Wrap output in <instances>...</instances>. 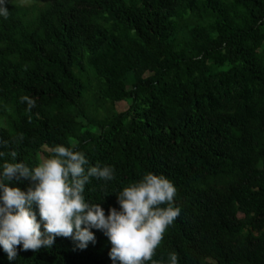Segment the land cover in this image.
I'll list each match as a JSON object with an SVG mask.
<instances>
[{
  "label": "trees",
  "instance_id": "16d2710c",
  "mask_svg": "<svg viewBox=\"0 0 264 264\" xmlns=\"http://www.w3.org/2000/svg\"><path fill=\"white\" fill-rule=\"evenodd\" d=\"M5 6L0 163L32 167L64 145L89 166L111 165L113 180L90 178L84 191L105 215L119 207L112 192L164 175L181 211L153 260L175 252L178 264H264V0ZM92 231L84 249L56 237L11 262L0 250V264H112L107 237Z\"/></svg>",
  "mask_w": 264,
  "mask_h": 264
},
{
  "label": "clouds",
  "instance_id": "9594fccd",
  "mask_svg": "<svg viewBox=\"0 0 264 264\" xmlns=\"http://www.w3.org/2000/svg\"><path fill=\"white\" fill-rule=\"evenodd\" d=\"M9 0H0V18L6 20ZM26 111L35 101L22 96ZM51 155L29 167L23 162L0 163V250L8 261L17 252L52 247L56 237L71 238L79 249L95 243L92 229L100 230L111 247L112 264H159L153 260L164 233L180 215L175 204L177 189L164 175L144 173L139 180L115 193L118 209L85 199L90 178L114 179L111 165L89 166L82 151L56 145ZM16 159L15 151L10 153ZM4 156L0 152V158ZM27 181V187L18 185ZM104 198V197H103ZM103 201V199H102ZM19 245V249L17 246ZM167 264H178L170 252Z\"/></svg>",
  "mask_w": 264,
  "mask_h": 264
},
{
  "label": "rangeland",
  "instance_id": "374dc122",
  "mask_svg": "<svg viewBox=\"0 0 264 264\" xmlns=\"http://www.w3.org/2000/svg\"><path fill=\"white\" fill-rule=\"evenodd\" d=\"M29 0H26V2H28ZM127 104L124 102L119 103V108H126ZM42 159V158H41ZM42 161V160H41Z\"/></svg>",
  "mask_w": 264,
  "mask_h": 264
}]
</instances>
